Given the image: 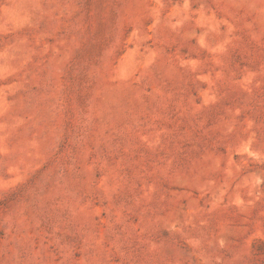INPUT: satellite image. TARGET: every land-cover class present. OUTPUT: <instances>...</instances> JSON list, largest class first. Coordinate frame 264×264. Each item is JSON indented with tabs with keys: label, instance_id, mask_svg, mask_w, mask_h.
<instances>
[{
	"label": "rangeland",
	"instance_id": "rangeland-1",
	"mask_svg": "<svg viewBox=\"0 0 264 264\" xmlns=\"http://www.w3.org/2000/svg\"><path fill=\"white\" fill-rule=\"evenodd\" d=\"M0 264H264V0H0Z\"/></svg>",
	"mask_w": 264,
	"mask_h": 264
}]
</instances>
